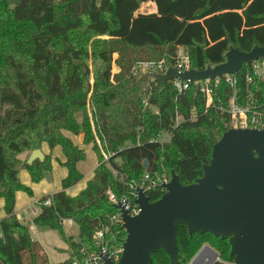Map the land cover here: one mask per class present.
Returning a JSON list of instances; mask_svg holds the SVG:
<instances>
[{"label":"trees","instance_id":"obj_1","mask_svg":"<svg viewBox=\"0 0 264 264\" xmlns=\"http://www.w3.org/2000/svg\"><path fill=\"white\" fill-rule=\"evenodd\" d=\"M10 1L0 0V199L7 214L0 219V264H50L30 226L14 212L17 192L33 194L20 171H28L35 184L53 172L48 156L31 165L18 157L40 150L43 143L62 148L66 161L60 164L68 176L61 191L37 202L41 212L33 225L59 232L69 244V258L58 264L81 262V250H97L95 232L117 212L110 192L121 197L129 183L165 169L170 179L174 172L183 185L195 183L230 120L233 90L224 81L213 86L207 107L198 87L180 94L172 81L134 76V65L146 59L172 67L182 47L193 68L205 71L225 63L232 48L264 47V0H22L15 9ZM148 8L156 13L141 14ZM113 64L119 73L113 74ZM251 100L264 107V81L244 66L237 76L236 102ZM64 132L83 134L84 144L97 137L112 153L103 162L100 145L94 144L95 176L75 198L66 191L83 180L77 164L86 152ZM163 133L169 142L159 141ZM164 194L154 190L148 198L154 203ZM66 220L78 226L77 237L66 234ZM112 233L107 234L110 244L123 246L125 230ZM177 241L179 264H188L204 242L217 243L223 257L216 264L234 262L228 240L209 233L189 235L178 225ZM153 264L172 263L160 250Z\"/></svg>","mask_w":264,"mask_h":264},{"label":"water","instance_id":"obj_2","mask_svg":"<svg viewBox=\"0 0 264 264\" xmlns=\"http://www.w3.org/2000/svg\"><path fill=\"white\" fill-rule=\"evenodd\" d=\"M259 60H264V47L256 46L250 51L232 48L225 63L205 71L192 69L180 74L170 68L164 75L147 73L143 77L163 83L176 79L190 83L214 81L225 75L238 76L244 66L251 70L252 63ZM37 160H45L41 150L31 153L28 164ZM163 188L165 194L154 203L142 189H137L136 203L142 209L137 217H130L120 204L116 206L126 231L118 264H153V255L160 250L172 264H179L178 225L187 227L189 235L209 233L228 240L234 264H264V130L226 131L214 145L201 178L183 185L172 172L170 183ZM206 253L214 255L210 264L222 262L219 254L206 246L191 264ZM103 261L115 264L108 255L103 256Z\"/></svg>","mask_w":264,"mask_h":264},{"label":"built area","instance_id":"obj_3","mask_svg":"<svg viewBox=\"0 0 264 264\" xmlns=\"http://www.w3.org/2000/svg\"><path fill=\"white\" fill-rule=\"evenodd\" d=\"M183 50L185 49H178L176 56L173 59L172 67H167L165 60L146 61L134 67L132 74L136 77L144 76L147 73L164 75L170 68L176 70L180 74L190 71L194 69L192 61L189 54L183 52ZM249 71L253 72L257 77L264 81V60L253 62L252 68ZM150 81L155 80L152 79ZM220 81H224L233 90V98L230 102V109L228 110L230 120L225 124L226 131L231 129L264 130V107L257 105L253 100L248 101L245 105H240L236 102L237 76L225 75L223 79L218 78L214 81H195L194 83H190L189 81L183 82L178 79L173 80L172 82L180 94L185 93L191 86L198 87L201 93L206 97V105L209 107L213 102V86H218ZM143 104L147 105L148 100L144 99ZM169 140L170 136L167 133H163L159 137V141L164 143L169 142ZM170 181L171 179L169 177H159L157 173L147 172L140 182L133 181L129 183L128 192L121 197L110 192L109 200L115 206L120 204L123 209L127 211L128 215L134 218L139 216L142 212L141 207L136 203L138 199L137 189H142L147 196L154 190H162L165 192L163 187L164 185L169 184ZM67 221L70 224H73L72 220H66L64 224ZM123 226L124 222L122 220L121 211L117 210L116 213L109 217L106 223H101L99 229L95 232L94 240L97 250L90 253L86 249H82L81 255L83 260L81 262L75 261L73 264H105L103 256L106 255H108L113 263L118 264L123 255V246H120V244L111 245L107 234L109 233L112 235L115 228H123ZM229 264H234V262Z\"/></svg>","mask_w":264,"mask_h":264},{"label":"rangeland","instance_id":"obj_4","mask_svg":"<svg viewBox=\"0 0 264 264\" xmlns=\"http://www.w3.org/2000/svg\"><path fill=\"white\" fill-rule=\"evenodd\" d=\"M21 1L22 0H11L9 5L12 9H15L17 6H19ZM150 11H151L150 8H148L147 12L145 11V13L142 12L141 14H147V13L149 14ZM138 14H139V12L137 13V15ZM103 39H107V37H103ZM183 52L188 53L186 50H183ZM146 61H157V60L140 59V61H138L134 65V67H136L138 64H140L142 62H146ZM160 61H162V60H160ZM90 65H91V62H90ZM133 68H132V70H133ZM112 72H113V74L119 73L120 72L119 67H117V65L113 64V71ZM93 83H94L93 73H92V69L90 66V84L93 85ZM142 86H143V89H142L141 93L143 94L144 90L146 89V84L142 85ZM89 97H91V93L89 94ZM91 105L92 104H89V106H88V111H89L88 116H91ZM153 110L156 111V109H153ZM63 134L68 138H70L71 135L73 137L75 136L70 132H64ZM81 135L83 137V147L85 148L86 159L79 163L78 169L80 170V172L84 176L83 183H85L86 180L94 174V167H95L96 163H95V156H94L95 151L93 150V147L95 146L94 145L95 143L99 144L100 142L96 137V140H94L93 142H91L89 144H84V136H83V134H81ZM81 135H79V136H81ZM74 145H75V143H74ZM77 147L79 148V146H77ZM98 149L100 150V154L102 156L103 162L108 163V159L112 156V153H110L106 149H103L101 147V145H100V148H98ZM40 150L43 152V154L45 156L50 157L51 163H52L53 156H54V154H53L54 149L53 150L50 149L46 143H43ZM31 153L32 152H25V153L19 155L18 157L20 160L26 161L29 159ZM97 160H98V158H97ZM119 161L120 160H117V162H119ZM98 164L99 163H97V167H98ZM113 175L115 178L118 177L117 172L114 170H113ZM158 175H159V177H168V173H167L166 169L162 170V172H160ZM120 179L122 180L123 177L121 176ZM136 182H138V181H136ZM69 224L70 223H68L67 225H69ZM71 225L72 226L69 225L70 227L65 226V232L68 236L77 237L78 233H79V230H78L79 228L74 222ZM38 232H39V235L38 236L35 235V240L38 241V239H39L42 242V244L44 245V247L48 250L51 264H58V263L64 262L66 259L69 258V250H68L69 244L67 242H65L62 235L59 232L51 230L49 228H43V227L38 228ZM216 244H217L216 242H204L202 244L201 248L193 255L191 261L188 264H191L192 261L195 259V257L199 254V252L206 246L210 247L213 251L218 253L220 256V259L222 260L223 254L216 247ZM207 260L209 261V258H207Z\"/></svg>","mask_w":264,"mask_h":264},{"label":"crops","instance_id":"obj_5","mask_svg":"<svg viewBox=\"0 0 264 264\" xmlns=\"http://www.w3.org/2000/svg\"><path fill=\"white\" fill-rule=\"evenodd\" d=\"M153 13H156V12L150 11V14H153ZM70 139L73 140L75 145L79 146L80 149L85 150V148L83 147L82 135L74 136V137L71 135ZM53 154H54L53 161H52L53 172L47 175L45 179L41 181L40 183L38 184L32 183L31 176L29 172L26 170H21L19 173V178L21 182L24 185L30 187L33 194L29 195L25 192H17L14 212L20 222L24 223L25 225L30 226L31 233H32L34 240H35V235L36 236L39 235V232H38L39 227H36L33 225V219L36 216H38L39 213L41 212L39 206L37 205V202L46 195H53L61 191L62 182L68 176V170L60 164L66 161L62 148L60 146H57L56 148H54ZM94 156H95V163H96L94 167V174L91 177H89L85 183H83V180H82L76 186L68 189L66 191L68 196L72 198L79 196L86 189L88 183L94 178L95 170L97 168V163H98L97 155L95 153H94ZM79 163L77 164V168H78ZM6 216L7 214L5 211V200L0 199V219L5 218ZM68 223L69 222L67 221L64 225L72 226L71 224L67 225ZM38 242L43 247L46 255L48 256L49 262H50L48 250L44 247V245L39 239H38Z\"/></svg>","mask_w":264,"mask_h":264},{"label":"bare ground","instance_id":"obj_6","mask_svg":"<svg viewBox=\"0 0 264 264\" xmlns=\"http://www.w3.org/2000/svg\"><path fill=\"white\" fill-rule=\"evenodd\" d=\"M209 253H206V255ZM202 257L201 259L197 260L194 264H210L214 260V255L210 253L211 256V262H208L207 256Z\"/></svg>","mask_w":264,"mask_h":264},{"label":"flooded vegetation","instance_id":"obj_7","mask_svg":"<svg viewBox=\"0 0 264 264\" xmlns=\"http://www.w3.org/2000/svg\"><path fill=\"white\" fill-rule=\"evenodd\" d=\"M206 256H207V258H209V261L208 262H211V256H210V254H207Z\"/></svg>","mask_w":264,"mask_h":264}]
</instances>
